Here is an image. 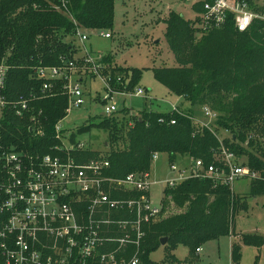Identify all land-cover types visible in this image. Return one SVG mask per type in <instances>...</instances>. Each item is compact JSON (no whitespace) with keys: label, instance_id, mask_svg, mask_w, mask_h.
I'll return each instance as SVG.
<instances>
[{"label":"trees","instance_id":"trees-1","mask_svg":"<svg viewBox=\"0 0 264 264\" xmlns=\"http://www.w3.org/2000/svg\"><path fill=\"white\" fill-rule=\"evenodd\" d=\"M238 1L246 2L254 13L264 17V9L253 8L250 0ZM193 10L199 11L197 7ZM113 18L114 0H64V6L57 0H0V63L10 67L6 92L9 99L28 101L31 110L22 118L8 114L0 121L2 145L33 156L55 155L51 148L60 141L54 137V127L67 115V98L60 83L42 93L43 82L34 77L33 70L69 62L81 69L82 60L75 56L72 44L76 29L111 30ZM164 23L165 38L177 66L152 71L159 84L184 101L186 110L179 107L183 116L146 107L129 115L130 109L121 108L111 117H103L97 124L89 120L77 130L79 135L92 128L106 132L104 147H109L108 151L85 149L73 155L79 162L103 156L109 164L104 175L113 179L150 171L155 154L166 157L168 164L185 157L199 159L206 167L216 164L218 138L192 121L201 119L206 107L217 114L213 125L230 134V138L222 139L223 145L257 174L250 180L249 196H264V21L255 19L242 33L230 17L220 29L206 31L173 12L168 13ZM111 62L110 55L103 56V72H108L110 86L122 91L130 79L126 90L132 91L142 72L113 68ZM32 117L39 121L41 137L30 131ZM171 120L175 125H170ZM75 139L71 134L68 141L74 144ZM163 194L161 216L144 227L139 264H157L150 255L161 248V239H166V244L162 247L164 259L158 264H180L172 254L179 246L189 250L187 264H191L202 245L234 234L233 217L246 207L244 197L207 179L188 180ZM120 196L137 197L132 193ZM240 242L260 247L264 238L244 235ZM239 261L240 245L235 243L231 264ZM0 264H4L1 255Z\"/></svg>","mask_w":264,"mask_h":264},{"label":"built area","instance_id":"built-area-1","mask_svg":"<svg viewBox=\"0 0 264 264\" xmlns=\"http://www.w3.org/2000/svg\"><path fill=\"white\" fill-rule=\"evenodd\" d=\"M57 1L64 6V0ZM189 3L199 9L194 24L202 31L220 29L229 17L241 33L255 19L264 21L244 1L187 0L186 4ZM82 31L76 29V39L81 45L87 41ZM98 35L110 38L108 33ZM78 58L83 63L81 69L69 62L33 70L34 77L43 82L42 93L62 84V93L67 98L66 114L84 104L83 77L86 76L95 77L103 85L104 95L98 102L104 105L106 118L119 110L116 97L146 99L141 88L127 91V81L124 90H114L109 75L104 76L106 66L102 64V55L93 57L85 50ZM9 70V66L0 63V121L8 114L22 118L31 111L29 102L23 98L9 99L6 92ZM170 112L183 116L177 105L171 106ZM216 117L215 112L204 107L205 121H192L216 135L210 128ZM62 121L54 127V137L60 141V145L51 148L55 155L33 156L0 143V255L4 264H139L144 227L161 216L165 190L192 179H207L231 188L240 179L257 177L216 135L219 140L216 164L206 167L199 159L182 158L169 164L171 176L163 182L152 180L151 170L131 173L123 179L109 178L104 175L109 164L103 156L86 162L76 160L73 154L85 148L76 142L70 144L71 134H63L60 129ZM31 122L34 123L31 133L41 137L39 121L32 117ZM170 125H175V120ZM160 156L153 155L152 163ZM154 185H164L158 204L151 197L150 188ZM123 193L137 197L125 199L120 196Z\"/></svg>","mask_w":264,"mask_h":264},{"label":"rangeland","instance_id":"rangeland-1","mask_svg":"<svg viewBox=\"0 0 264 264\" xmlns=\"http://www.w3.org/2000/svg\"><path fill=\"white\" fill-rule=\"evenodd\" d=\"M187 0H114V18L111 30L107 31H82L87 36V41L81 45L75 38L72 44L75 56L83 55L88 51L93 57L96 55L111 57V65L118 69H136L142 72L135 88L146 92L144 98H115L118 109H130L129 115H135L144 107L153 112H168L171 106L177 105L181 109L186 106L183 100L171 95L153 75L155 68H174L177 66L173 53L168 47L165 38L164 20L168 13L173 12L185 21L195 22L196 12L193 4H186ZM252 7L264 9V0H250ZM99 32L110 34L109 39L102 38ZM68 39L67 41H69ZM108 72H104L107 76ZM130 79H127V83ZM85 90L84 104L72 109L60 123L63 134H75V142L85 149L105 153L109 147H104L107 133L97 128H92L82 135L77 130L88 124L91 120L97 124L103 118L104 105L95 99L104 95L102 83L95 77H83ZM95 100V101H94ZM205 121V119H202ZM214 122V121H213ZM213 122L210 128L222 140L230 134L222 131ZM230 138V137H229ZM244 159H241L243 162ZM151 178L163 182L171 175L166 157L160 156L151 164ZM250 180L240 179L233 183L231 190L237 197H244L246 207L239 210L233 217L234 234L212 240L200 247L201 252L192 256L191 264H231V248L233 244L240 245L239 264H264V243L258 247L255 244H242L240 237L244 235L264 238V196H249ZM164 185H154L150 188L152 201L158 204L162 197ZM180 264H187L190 257L189 250L177 247L173 253ZM164 259L162 247L150 255V260L160 263Z\"/></svg>","mask_w":264,"mask_h":264},{"label":"water","instance_id":"water-1","mask_svg":"<svg viewBox=\"0 0 264 264\" xmlns=\"http://www.w3.org/2000/svg\"><path fill=\"white\" fill-rule=\"evenodd\" d=\"M165 244H166V239H161V241H160L161 247H164Z\"/></svg>","mask_w":264,"mask_h":264},{"label":"crops","instance_id":"crops-1","mask_svg":"<svg viewBox=\"0 0 264 264\" xmlns=\"http://www.w3.org/2000/svg\"><path fill=\"white\" fill-rule=\"evenodd\" d=\"M200 252H201V249H200ZM200 252H199V253H200Z\"/></svg>","mask_w":264,"mask_h":264}]
</instances>
